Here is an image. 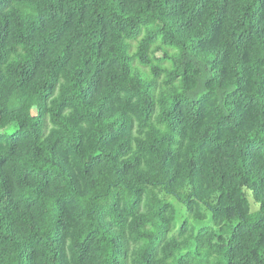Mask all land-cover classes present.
Listing matches in <instances>:
<instances>
[{
	"label": "trees",
	"instance_id": "1",
	"mask_svg": "<svg viewBox=\"0 0 264 264\" xmlns=\"http://www.w3.org/2000/svg\"><path fill=\"white\" fill-rule=\"evenodd\" d=\"M0 264H264V0H0Z\"/></svg>",
	"mask_w": 264,
	"mask_h": 264
},
{
	"label": "rangeland",
	"instance_id": "2",
	"mask_svg": "<svg viewBox=\"0 0 264 264\" xmlns=\"http://www.w3.org/2000/svg\"><path fill=\"white\" fill-rule=\"evenodd\" d=\"M16 130V128H10L8 131L6 130V132L8 133H11V132H14ZM178 208H179V211H180V214L178 215V220H179V223L180 221L182 220L184 214H185V207L183 205H178Z\"/></svg>",
	"mask_w": 264,
	"mask_h": 264
}]
</instances>
